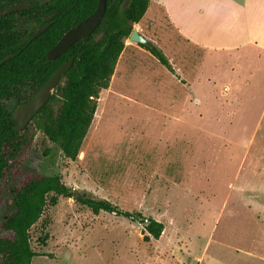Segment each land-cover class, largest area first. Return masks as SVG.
<instances>
[{"label":"rangeland","instance_id":"rangeland-1","mask_svg":"<svg viewBox=\"0 0 264 264\" xmlns=\"http://www.w3.org/2000/svg\"><path fill=\"white\" fill-rule=\"evenodd\" d=\"M229 1L150 0L133 28L174 73L125 40L75 161L39 119L30 123L25 168L78 196L48 197L29 231L31 264H264V61L213 50L223 42L214 12ZM82 198L152 218L163 232L145 242L142 224L94 213Z\"/></svg>","mask_w":264,"mask_h":264},{"label":"trees","instance_id":"trees-1","mask_svg":"<svg viewBox=\"0 0 264 264\" xmlns=\"http://www.w3.org/2000/svg\"><path fill=\"white\" fill-rule=\"evenodd\" d=\"M41 1L0 0V12L15 4L29 6L24 11L0 17V264H31L36 254L31 249L29 231L41 219L48 197H73L59 177L25 168L31 144L30 123L39 119L37 126L48 142L64 157L75 161L93 121L95 99L108 88L124 41L150 3V0H107L105 15L97 29L55 60L48 61L47 51L68 29L94 12L97 0H52L40 6ZM48 23L50 27L29 42L35 31ZM101 32L103 36L94 43ZM143 47L168 72L174 73L155 45L147 43ZM10 55L11 58L3 61ZM69 60L73 63L56 86V108L53 107L56 96L51 94L26 128L16 132L14 108L28 102L57 68ZM79 202L94 213L114 214L142 224L145 242L158 240L163 232L161 223L136 212L123 211L106 200L82 198Z\"/></svg>","mask_w":264,"mask_h":264},{"label":"water","instance_id":"water-1","mask_svg":"<svg viewBox=\"0 0 264 264\" xmlns=\"http://www.w3.org/2000/svg\"><path fill=\"white\" fill-rule=\"evenodd\" d=\"M52 0H42L40 6H44L50 3ZM106 1L107 0H97V6L94 12L81 20L70 29H68L61 38L56 42V44L50 48L46 53V58L48 61H53L62 55L66 50L72 47L77 41L89 37L100 25L105 12H106ZM27 4H15L9 6L5 10L0 12V17H4L8 14L20 12L28 9ZM48 17L47 19H49ZM50 27V24H46L41 28H38L35 33L32 35L29 42L39 37L43 32H45ZM103 36L101 32L97 35L93 42L97 43L100 38ZM28 42V43H29ZM128 42L137 43L145 45L147 41L138 33L137 29L134 28ZM12 55L5 58L4 61L11 58ZM73 60L61 65L57 70L50 76V78L44 83V85L32 96V98L26 102L17 105L13 111V119L16 122L15 130L16 132H21L26 128L29 122L38 114V112L47 104L49 101L50 95L53 90L56 88L57 84L60 82L61 77L65 75L70 69ZM74 197L78 198L76 193L73 194Z\"/></svg>","mask_w":264,"mask_h":264},{"label":"crops","instance_id":"crops-1","mask_svg":"<svg viewBox=\"0 0 264 264\" xmlns=\"http://www.w3.org/2000/svg\"><path fill=\"white\" fill-rule=\"evenodd\" d=\"M194 8L198 15L204 13L201 5L195 4ZM214 13L222 19L218 35L223 42L212 47L213 50H222L229 56L236 55L244 65L261 64L264 61V0L229 1L221 11ZM178 32L186 37L182 27H178ZM249 76L252 77V71Z\"/></svg>","mask_w":264,"mask_h":264},{"label":"flooded vegetation","instance_id":"flooded-vegetation-1","mask_svg":"<svg viewBox=\"0 0 264 264\" xmlns=\"http://www.w3.org/2000/svg\"><path fill=\"white\" fill-rule=\"evenodd\" d=\"M3 61H4V59H3ZM7 61V60H6Z\"/></svg>","mask_w":264,"mask_h":264}]
</instances>
